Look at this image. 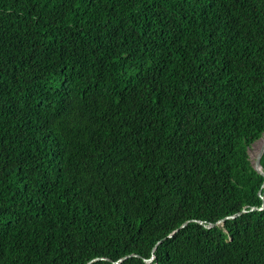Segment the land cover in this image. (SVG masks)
<instances>
[{"label": "trees", "instance_id": "1", "mask_svg": "<svg viewBox=\"0 0 264 264\" xmlns=\"http://www.w3.org/2000/svg\"><path fill=\"white\" fill-rule=\"evenodd\" d=\"M263 136L264 0H0V264H264Z\"/></svg>", "mask_w": 264, "mask_h": 264}, {"label": "water", "instance_id": "2", "mask_svg": "<svg viewBox=\"0 0 264 264\" xmlns=\"http://www.w3.org/2000/svg\"><path fill=\"white\" fill-rule=\"evenodd\" d=\"M262 141V144L257 148L256 150V154H255V157L253 159V166L255 167V169L262 175H264V170L262 168V165H261V158L263 156V153H264V138L260 139L258 142ZM245 211V210H244ZM234 216V215H232ZM228 217H231V216H228ZM202 222V221H200ZM215 223H210L209 226H213ZM96 259L98 258H95L93 260H90L87 264H90L92 263L93 261H95ZM149 261V260H148Z\"/></svg>", "mask_w": 264, "mask_h": 264}, {"label": "bare ground", "instance_id": "3", "mask_svg": "<svg viewBox=\"0 0 264 264\" xmlns=\"http://www.w3.org/2000/svg\"><path fill=\"white\" fill-rule=\"evenodd\" d=\"M255 145H257V148L262 144V141H260V142H258L257 140L255 141ZM254 144V143H253ZM249 148H251V146L249 147ZM259 149V148H258ZM262 159V158H261ZM263 200H264V197H263ZM263 205H264V203H263ZM263 207V206H262ZM255 207H253V208H251V209H254ZM140 213V212H139ZM237 214H235L234 216H232L231 215V217H235ZM109 217V216H108ZM227 218H230V217H228L227 216ZM226 218H222V219H220V220H218L216 223L217 224H220V223H222L224 220H225ZM106 220V219H105ZM103 222V221H102ZM187 224V222H185V223H183L182 224V227L183 226H185ZM262 230V229H261ZM104 231V230H103ZM175 233V231H173L171 234H170V236H172L173 234ZM260 240V239H259ZM132 255V254H131ZM126 256H129V255H126ZM125 256V257H126ZM258 256V255H257ZM125 257H123V258H121V259H119L116 263H119V262H121V261H123V259L125 258ZM154 255H152L151 257H149V258H145V261H147V262H150V261H152L153 259H154ZM149 260V261H148Z\"/></svg>", "mask_w": 264, "mask_h": 264}, {"label": "rangeland", "instance_id": "4", "mask_svg": "<svg viewBox=\"0 0 264 264\" xmlns=\"http://www.w3.org/2000/svg\"><path fill=\"white\" fill-rule=\"evenodd\" d=\"M256 143H254V144H252L251 145V151H250V153H251V157L254 159V157H255V154H256V150H257V145H255ZM261 209V208H260Z\"/></svg>", "mask_w": 264, "mask_h": 264}, {"label": "clouds", "instance_id": "5", "mask_svg": "<svg viewBox=\"0 0 264 264\" xmlns=\"http://www.w3.org/2000/svg\"><path fill=\"white\" fill-rule=\"evenodd\" d=\"M262 138H264V136L262 137ZM262 138H260V139H262ZM260 139H258L257 141H259ZM250 151H251V148H249L248 149V152H249V154H250V156H251V153H250ZM264 154V153H263ZM252 158V157H251ZM252 163H253V158H252ZM262 165V164H261ZM255 168V167H254ZM263 168V167H262ZM257 171V170H256Z\"/></svg>", "mask_w": 264, "mask_h": 264}]
</instances>
